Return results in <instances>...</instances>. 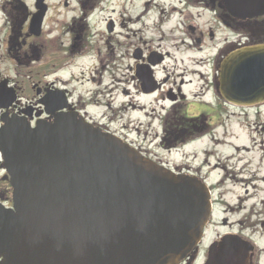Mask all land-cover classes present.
Masks as SVG:
<instances>
[{
	"label": "flooded vegetation",
	"instance_id": "af4514ba",
	"mask_svg": "<svg viewBox=\"0 0 264 264\" xmlns=\"http://www.w3.org/2000/svg\"><path fill=\"white\" fill-rule=\"evenodd\" d=\"M260 44L264 15L234 17L223 0H0V132L10 120L35 128L62 115L82 119L206 185L207 224L179 264H264V126L238 130L242 142L226 128L235 112L259 116L264 104L232 105L217 76L227 55ZM127 112L157 117L152 143L168 154L206 140L194 153L201 163L169 166L111 133ZM2 165L0 153V202L11 208Z\"/></svg>",
	"mask_w": 264,
	"mask_h": 264
},
{
	"label": "water",
	"instance_id": "95a60500",
	"mask_svg": "<svg viewBox=\"0 0 264 264\" xmlns=\"http://www.w3.org/2000/svg\"><path fill=\"white\" fill-rule=\"evenodd\" d=\"M223 1L234 17L264 15V0ZM217 76L232 105L264 104V44L227 55ZM0 153L12 190V207L0 203V264H179L201 241L206 185L82 119L10 120Z\"/></svg>",
	"mask_w": 264,
	"mask_h": 264
},
{
	"label": "rangeland",
	"instance_id": "374dc122",
	"mask_svg": "<svg viewBox=\"0 0 264 264\" xmlns=\"http://www.w3.org/2000/svg\"><path fill=\"white\" fill-rule=\"evenodd\" d=\"M166 9V14H171V16H168L169 18L174 16L177 17L178 13L172 11L173 6L168 5L166 6ZM177 9L181 10L179 6L177 7ZM159 37V35L152 36V40L156 42ZM179 37L180 35L176 34L174 35L173 39H179ZM161 38L166 41L167 37ZM114 75H117L115 70ZM117 77H119V75H117ZM120 78L122 79L121 76ZM260 111L262 113L259 116H255V112L251 111L248 112L246 117H244L243 115L239 116L238 114H240L241 112H235V115L231 117V120L229 121V123H227L226 128L230 127L231 132L237 136V142L244 141V137L241 136L238 130H243L246 134L248 131L251 130L250 126H252L253 124H259L261 126H264V108ZM154 117H156V115H154ZM138 121L141 122L142 126L138 125ZM113 122L114 123L110 124L109 127L111 133L114 132L115 135L124 137L130 143H137L148 151H152L156 154L162 155L166 162L169 164V166L186 165L188 167H195L196 165H199L201 163L199 159L195 158L194 153H196L197 151H202L205 148V145H207L206 140H204L202 143L191 144L187 147L179 149L177 152H171L169 154L166 151L160 150L155 147L156 143H152V141L157 133V117H147L143 119L136 114L127 112L125 114H118V116L113 119ZM148 125L150 126L148 127ZM3 201L5 204L6 198L3 197V200L0 203H3Z\"/></svg>",
	"mask_w": 264,
	"mask_h": 264
}]
</instances>
